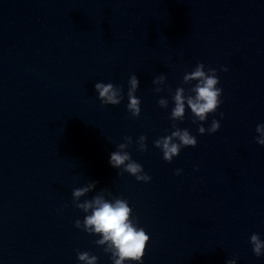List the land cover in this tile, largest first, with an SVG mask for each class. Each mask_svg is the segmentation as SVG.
<instances>
[{"label": "water", "instance_id": "95a60500", "mask_svg": "<svg viewBox=\"0 0 264 264\" xmlns=\"http://www.w3.org/2000/svg\"><path fill=\"white\" fill-rule=\"evenodd\" d=\"M198 63L216 69L221 104L204 122L187 106L174 122L173 94H189L196 81L183 77ZM133 74L138 117L127 109ZM160 75L165 83L154 84ZM97 82L120 87L121 103L103 105ZM213 119L219 130L201 135ZM173 123L197 145L167 162L154 141ZM258 124L264 0H0V264H83L78 252L113 264L101 237L75 226L86 214L72 192L92 181L80 202L110 191L150 237L142 262L125 264H264L249 242L253 233L264 240ZM125 137L149 182L110 165Z\"/></svg>", "mask_w": 264, "mask_h": 264}, {"label": "clouds", "instance_id": "9594fccd", "mask_svg": "<svg viewBox=\"0 0 264 264\" xmlns=\"http://www.w3.org/2000/svg\"><path fill=\"white\" fill-rule=\"evenodd\" d=\"M222 70L228 71L226 67ZM165 81L166 77L160 75L153 80V83L163 85ZM193 81H196V83L187 90L189 94H186V89L183 86L177 87L173 94L174 107L170 119L174 122L177 120L183 121L186 106L193 114V123L204 122L207 120L208 115L216 112L221 104L220 97L223 90L217 87L220 81L216 69L209 68L206 71L205 65L198 63L190 73H185L183 77L184 84H191ZM128 83L127 96L129 102L127 109L133 117H138L141 112V100L135 93L140 81L133 74L130 76ZM94 88L103 105H118L123 99L122 89L112 83L97 82ZM161 90L159 87L155 89L156 92ZM158 104L162 108H167L168 101L161 98L158 100ZM221 116H223V113H221ZM219 128V121L213 119L207 129L200 124L198 132L201 135L205 132L212 134L217 132ZM173 129L170 135L160 137L154 141V146L162 151L163 159L167 162H171L174 157L178 156L181 148L197 145L196 137L188 129H181L175 123H173ZM256 132L259 134L256 137V142L264 145V124H258ZM124 139L125 142L118 144L117 150L110 154V165L135 176L137 181L149 182L151 177L144 173L143 166L134 161L130 153L126 151L132 143L131 137H125ZM146 139L144 135L138 138L137 143L140 151H147ZM181 171V169H177L175 174L180 175ZM96 184V181H92L86 186L73 190V204L86 214L83 222L79 219L75 221V226L82 228L90 235H99L101 238L96 240L95 243L100 246L106 245L104 251L111 253L113 264H125V261L142 262L150 237L142 227L137 226L132 218L133 210L127 200L119 197L111 200L106 199L105 193L109 197L112 196V193L104 190L91 199L80 202V198L95 189ZM249 242L252 245L253 253L257 257L264 255V240H261L259 234L253 233ZM77 256L83 264H97V257L90 255L88 252H78ZM227 264H236V261L235 259L229 260Z\"/></svg>", "mask_w": 264, "mask_h": 264}]
</instances>
